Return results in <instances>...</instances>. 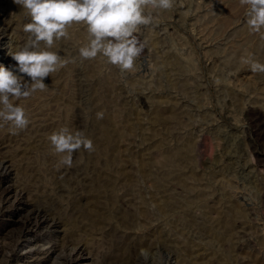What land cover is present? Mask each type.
Here are the masks:
<instances>
[{
	"label": "rangeland",
	"instance_id": "374dc122",
	"mask_svg": "<svg viewBox=\"0 0 264 264\" xmlns=\"http://www.w3.org/2000/svg\"><path fill=\"white\" fill-rule=\"evenodd\" d=\"M245 10L239 0H177L171 10L154 11L153 23L140 29L145 51L125 75L103 57L81 60L86 30L69 29L54 47L74 61L45 80L46 91L19 103L30 118L55 123L53 130H83L95 151L81 149L68 168L43 135L29 159L6 137L9 125L0 127V155L8 158V167L0 164V191L12 189L0 204H14L0 215V248H8L0 264H61L78 250L79 264H108L105 251L118 231L167 233L147 250L148 264H192L199 255V264H264V73L242 62L253 54L264 63V39L249 32ZM27 19L14 0H0V64L15 63L10 54L27 40ZM29 128L19 137L27 139ZM24 200L50 213L18 232ZM139 209L149 219L129 221L128 211ZM135 261L129 264H144L141 256Z\"/></svg>",
	"mask_w": 264,
	"mask_h": 264
},
{
	"label": "clouds",
	"instance_id": "9594fccd",
	"mask_svg": "<svg viewBox=\"0 0 264 264\" xmlns=\"http://www.w3.org/2000/svg\"><path fill=\"white\" fill-rule=\"evenodd\" d=\"M27 14L29 22L23 25L27 40L10 56L13 65L0 64V127L10 126L13 135L25 130L31 123L30 113L21 100L47 90L45 80L73 62L60 54L54 45L68 39L69 29L83 25L86 43L78 49L81 60L103 57L116 66L122 75L132 72L144 53L146 42L141 39V26L151 25L156 10H171L177 0H14ZM245 7L249 32L264 39V0H239ZM251 71L264 73V63L249 54L242 58ZM103 112L97 113L103 119ZM47 139L60 163L68 168L73 156L81 149L95 151L94 143L83 130L72 131L60 127ZM152 254L142 249L140 256L148 264ZM53 264H57L54 259Z\"/></svg>",
	"mask_w": 264,
	"mask_h": 264
},
{
	"label": "bare ground",
	"instance_id": "6f19581e",
	"mask_svg": "<svg viewBox=\"0 0 264 264\" xmlns=\"http://www.w3.org/2000/svg\"><path fill=\"white\" fill-rule=\"evenodd\" d=\"M28 20V19H27ZM21 39V38H20ZM19 40V39H18ZM25 40V39H24ZM22 43V42H21ZM16 48H17V46H16ZM52 75H54V74H52ZM50 77H52V76H50ZM77 112V111H76ZM32 113H33V111H32ZM47 116V115H46ZM33 117V116H32ZM36 117V116H35ZM34 118V117H33ZM32 119V118H31ZM78 119V118H77ZM76 121V120H75ZM79 122H80V120H79ZM78 122V123H79ZM81 123V122H80ZM79 123V124H80ZM76 124V123H75ZM55 123H53V122H50V120L48 121V119L47 120H45L44 118H34V119H32V121H31V123H30V125L28 126V128L30 129V133H29V135H26V136H28V138L27 139H23V138H21V137H19V136H21V131H19L18 132V134H15V135H13L12 133H11V131H10V129H8V127H7V131H8V134H7V136L6 137H8L13 143H14V141H15V143H14V146H13V148L16 150V152H17V150H18V153L19 152H23V154L21 155V156H23V155H25L26 154V156L30 159V157H31V155H29V154H31L32 153V155H33V152L34 151H36L35 149H36V147L37 146H41V141H42V138H43V135H45V136H49L48 134L46 135L45 133H48L47 131H48V129H51L52 130V132L55 130H53V128H55ZM58 125H59V123H58ZM75 126V125H74ZM76 126L77 127H79V125H77L76 124ZM75 126V127H76ZM58 127V126H57ZM60 127H62V126H60ZM74 127V128H75ZM2 128V127H1ZM0 128V129H1ZM9 128H10V126H9ZM29 129H28V131H29ZM56 129H58V128H56ZM79 129V128H78ZM77 129V130H78ZM26 130V129H25ZM23 132V131H22ZM26 132V131H25ZM51 133V132H50ZM49 133V134H50ZM25 134H28L27 132L26 133H24V136H25ZM5 135V134H4ZM23 136V137H24ZM25 136V137H26ZM44 136V137H45ZM5 137V136H4ZM9 139H8V141H9ZM44 139V138H43ZM47 139V138H46ZM6 140H7V138H6ZM21 140H23L21 143L19 142V141H21ZM45 140V139H44ZM43 140V141H44ZM109 140V139H108ZM48 141V140H47ZM16 142H17V144H16ZM18 143H20V145H18ZM0 144H1V142H0ZM43 144H45V143H43ZM48 145H49V143H47ZM46 145V144H45ZM3 146V145H2ZM0 147H1V145H0ZM43 147V146H42ZM12 148V149H13ZM39 149H40V147H38ZM46 148H48V147H46ZM2 149V148H1ZM10 149V148H9ZM44 149V148H43ZM49 149V148H48ZM5 151H6V149H4ZM45 150V149H44ZM44 150H42V151H44ZM38 151V150H37ZM36 151V152H37ZM46 151V150H45ZM15 152V153H16ZM35 152V153H36ZM48 152V151H47ZM18 153H17V155H18ZM34 153V154H35ZM5 154V153H4ZM20 154V153H19ZM41 154V153H40ZM45 154V153H44ZM78 154V153H77ZM34 156V155H33ZM32 156V157H33ZM76 156V155H75ZM19 158V157H18ZM26 158V157H25ZM24 158V159H25ZM6 159H8L7 158V155H0V164L1 163H3L4 164V162L6 161ZM29 159H25V160H28L29 161ZM73 159H74V157H73ZM8 161V160H7ZM11 161V160H10ZM12 162V161H11ZM16 162V161H15ZM27 162V161H26ZM14 163V162H13ZM19 163H21V162H19ZM31 163H32V161H31ZM55 163V162H54ZM26 164V163H25ZM29 164H30V162H29ZM28 164V165H29ZM5 165V164H4ZM15 165V164H14ZM5 166H7V165H5ZM23 166V165H22ZM8 167V166H7ZM26 167H27V165H26ZM25 167V168H26ZM30 167V166H29ZM32 167V166H31ZM6 168V167H5ZM22 168V167H21ZM23 168H24V166H23ZM37 167H35V165H34V167H32V168H30V170H31V172L32 173H34V174H32V175H30L31 176V179L32 178H34L35 176L34 175H37V173H38V171H37V169H36ZM46 168H48V167H46ZM43 169V168H42ZM44 170V169H43ZM23 171V170H22ZM27 171H29V169L27 170ZM40 171V170H39ZM47 170H45V172H46ZM2 172V171H1ZM18 172V171H17ZM23 172H25V171H23ZM30 172V171H29ZM43 173H44V171H42ZM53 172V171H52ZM57 172H59V171H57ZM3 174V173H2ZM18 174V173H17ZM26 174V173H25ZM27 174H29V173H27ZM31 174V173H30ZM39 174H40V172H39ZM0 175H1V173H0ZM24 175V174H23ZM48 175V174H47ZM70 175V174H69ZM25 176V175H24ZM30 176H25V177H27V179L28 178H30ZM32 176H34V177H32ZM38 176V175H37ZM59 176H61V175H59ZM62 176H63V174H62ZM66 176V175H65ZM69 177V176H68ZM37 178V177H36ZM41 178H43V177H41ZM62 178V177H61ZM67 178V177H66ZM30 179V180H31ZM65 179V178H64ZM27 181V180H26ZM57 181V180H56ZM40 182V181H39ZM63 182H64V180H63ZM20 183V182H19ZM27 183V182H26ZM37 183V182H36ZM64 184V183H63ZM21 186H22V184H21ZM20 186V187H21ZM57 186H58V184H57ZM74 186V185H73ZM79 187V186H78ZM1 188V187H0ZM61 188V187H60ZM7 190L5 191V190H3V192H1L0 191V202H1V200H2V198L3 197H5V196H9V194H10V192L12 191V189H9V188H6ZM44 189V188H43ZM47 189V188H46ZM28 190V189H27ZM26 190V191H27ZM17 191V190H16ZM57 192V191H56ZM40 196V195H39ZM49 196V195H48ZM7 198V197H6ZM47 198V197H46ZM10 199V198H9ZM13 200V199H12ZM15 200V199H14ZM21 200V199H20ZM77 200V199H76ZM83 200H85V199H79L78 200V203H84L83 202ZM89 200V199H88ZM143 200V199H142ZM146 200V199H145ZM176 200V199H175ZM86 202V201H85ZM172 202V201H171ZM23 203H25V212H22V211H19L17 214V220H15L16 221V223L18 224V232H24L25 230H30L31 229V226L35 223V221H37V218L38 217H40L41 219L42 218H44L45 219V221L47 220V218H49V210L48 209H44L43 207H41V205L39 204H37L36 202H34V201H23ZM77 203V202H76ZM13 204V201H11V200H7L6 202H4L3 201V203L2 204H0V215H4V214H6L7 212H9L10 210H9V206L11 207V205ZM70 204H72V203H70ZM89 204H90V206L91 207H93V206H95V207H97L96 206V200L95 199H90L89 200ZM100 204V203H99ZM138 204V203H137ZM14 205V204H13ZM80 205V204H79ZM87 205H88V203H87ZM141 205V204H140ZM170 205V204H169ZM171 206V205H170ZM73 207V206H72ZM166 207V206H165ZM174 207V206H173ZM75 208V207H74ZM90 208V207H89ZM88 208V209H89ZM127 208V207H126ZM161 208V207H160ZM167 208H169V211H171L172 210V208H170V207H166V208H162L164 211H166V210H168ZM95 209V208H94ZM138 209V208H137ZM144 209V208H143ZM143 209H139V211H135L134 213H131L132 211L130 210V211H128V212H130V214H131V216H133V218H131L130 216V219H129V221L131 220V219H134V220H137V219H139V218H141V219H144V220H146L147 219V212H145ZM175 209V208H174ZM71 210V209H70ZM90 210V209H89ZM88 210V211H89ZM91 210H92V208H91ZM124 210V209H123ZM162 210V211H163ZM15 211H17V210H15ZM93 212V211H92ZM80 213V212H79ZM84 213V212H83ZM82 213V214H83ZM163 213H165V212H163ZM167 213V212H166ZM165 213V214H166ZM88 214H89V212H88ZM87 214V216H89ZM155 214V213H154ZM211 214V213H210ZM90 215H91V217H92V215H93V217L95 218V220L94 221H96L95 223H97V222H103V219H102V215L100 214V213H97V212H95V213H93V214H91V212H90ZM128 215V214H127ZM50 216H51V214H50ZM81 216V215H80ZM83 216V215H82ZM212 216V215H211ZM86 217V216H85ZM128 217V216H127ZM214 217V216H213ZM52 218V217H51ZM125 218H126V214H125ZM149 219V218H148ZM147 219V220H148ZM179 219V218H178ZM212 219H214V218H212ZM217 219V218H216ZM40 220V219H39ZM43 220V219H42ZM91 220H93V219H91ZM143 221V220H142ZM151 221V220H150ZM177 221H179V220H177ZM51 222V221H50ZM124 222V221H123ZM135 222V221H134ZM173 222V221H172ZM171 222V223H172ZM40 223V222H39ZM126 223V222H125ZM140 223H143V222H140ZM145 223V222H144ZM146 224V223H145ZM173 224H174V222H173ZM177 224V223H176ZM138 225V224H137ZM143 225V224H142ZM175 225V224H174ZM49 226V225H48ZM128 226H129V224H128ZM127 226V227H128ZM171 226V225H170ZM177 226H179V225H177ZM181 226V225H180ZM112 227V226H111ZM146 226L145 225H143V226H139L138 227V229H140V230H143L142 228H145ZM173 227V226H172ZM176 227V226H175ZM182 227V226H181ZM200 227V226H199ZM16 228V227H15ZM131 228V227H130ZM166 228V227H165ZM174 228V227H173ZM177 228V227H176ZM182 228H184V227H182ZM112 229V228H111ZM175 229V228H174ZM178 229V228H177ZM187 229V228H186ZM113 230H114V228H113ZM116 230V229H115ZM114 230V231H115ZM185 230V229H184ZM9 231V230H8ZM12 231V230H11ZM117 231H118V229H117ZM122 231V230H121ZM126 231V230H125ZM178 231V230H177ZM4 232V227H0V233H3ZM112 232V231H111ZM118 232H119V234H118ZM117 232V234H116V238H115V240L114 241H112V243H111V246H109L110 248H109V251H105V255H104V257H105V259L104 260H106V262H108V264H129V263H133L134 261H135V259H137L139 256H140V254H139V251H140V249L141 248H145L146 250H154L155 248H157V244L159 243V241H163V239H165L164 238V235H165V237H166V234L164 233H162V232H160V231H152L151 233H149V234H136L135 236H132V235H130L129 233H122V232H120V231H118ZM130 232V231H129ZM139 232H141V231H139ZM187 232V231H186ZM198 232V231H197ZM8 233V232H7ZM209 233H210V231H209ZM208 233V234H209ZM215 233V232H214ZM109 234V233H108ZM115 234V233H114ZM187 234V233H186ZM111 235V234H110ZM179 235V234H178ZM201 235V234H200ZM205 235V234H204ZM207 235V234H206ZM184 236H186V235H184ZM173 237V236H172ZM204 237V236H203ZM18 238V237H17ZM171 238V237H170ZM202 240V239H201ZM204 240H206V239H204ZM68 244H72L73 245V247L75 246V248L76 247H78V245L80 244V243H78L77 241H75V239H68V240H65ZM196 241V240H195ZM207 241V240H206ZM178 242V241H177ZM184 242V241H183ZM188 242V241H187ZM199 242H200V240H199ZM13 243V242H12ZM67 243H66V245H67ZM163 243V242H162ZM105 244V243H104ZM160 244V243H159ZM180 244V243H179ZM198 244V243H197ZM81 245V244H80ZM162 245V244H161ZM190 245V244H189ZM192 246H194L193 245V243L191 244ZM200 245V244H199ZM208 245H209V243H208ZM211 245V244H210ZM65 246V245H64ZM166 246H167V244H166ZM72 247V248H73ZM181 247V246H180ZM189 247V246H188ZM5 248H7V247H5L4 246V248H3V246L0 248V252H1V254H2V252H3V249H5ZM13 248V247H12ZM62 248V247H61ZM68 248V247H67ZM81 248V246L79 247V249ZM184 248V247H183ZM8 249V248H7ZM105 249V248H104ZM174 249V248H173ZM191 249H192V247H191ZM204 249V248H203ZM73 250V249H72ZM103 250V249H102ZM172 250V249H171ZM63 251H65V250H63ZM181 251V250H180ZM186 251V250H185ZM192 251V250H191ZM6 252V251H5ZM60 252V251H59ZM173 252V251H172ZM176 252V251H175ZM196 252V251H195ZM194 252V253H195ZM199 252V251H198ZM4 253V252H3ZM69 253V252H68ZM71 253V252H70ZM182 253V252H181ZM5 254V253H4ZM59 254V253H58ZM80 254V255H79ZM190 255H192L191 253H189ZM199 254V253H198ZM197 253L195 254V255H198ZM213 253H211V255H212ZM210 255V254H209ZM210 255V256H211ZM215 255V254H214ZM68 256L69 257H65L64 259H63V261H62V263L61 264H79V262H80V260H81V258H82V252H79V250L78 251H76L73 255H71V254H68ZM177 256V255H176ZM208 257V256H207ZM223 257V256H222ZM188 258V257H187ZM199 258H200V260H201V255H199ZM215 258V257H214ZM1 259H2V257H1ZM6 259V258H5ZM4 259V260H5ZM9 259V258H8ZM178 259V258H177ZM189 260V259H188ZM192 260H194V259H192ZM192 260H190V261H192ZM200 260L198 259V261H194V263H192V264H199V262H200ZM1 261V260H0ZM204 261V260H203ZM202 261V262H203ZM136 262V261H135ZM134 262V263H135ZM182 263H183V261H182ZM60 264V263H59ZM187 264V263H186ZM200 264H202V263H200Z\"/></svg>",
	"mask_w": 264,
	"mask_h": 264
}]
</instances>
